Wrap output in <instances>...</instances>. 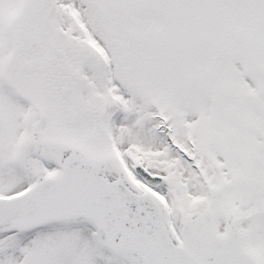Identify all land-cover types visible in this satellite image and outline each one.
I'll list each match as a JSON object with an SVG mask.
<instances>
[{"label": "snow or ice", "instance_id": "1", "mask_svg": "<svg viewBox=\"0 0 264 264\" xmlns=\"http://www.w3.org/2000/svg\"><path fill=\"white\" fill-rule=\"evenodd\" d=\"M0 264H264V0H0Z\"/></svg>", "mask_w": 264, "mask_h": 264}]
</instances>
